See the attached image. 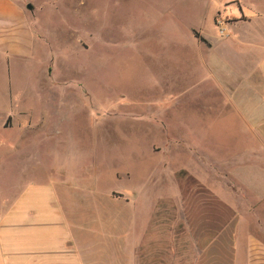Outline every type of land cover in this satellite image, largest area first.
<instances>
[{"label":"rangeland","instance_id":"1","mask_svg":"<svg viewBox=\"0 0 264 264\" xmlns=\"http://www.w3.org/2000/svg\"><path fill=\"white\" fill-rule=\"evenodd\" d=\"M17 1L31 18L35 54L28 71L15 73L13 96L26 91L31 118L45 123L20 156L0 157V198L30 184L65 181V191L75 189L76 198L108 209L114 229L129 232L127 246L147 229L146 246L157 244L160 253L149 254L146 264H173L176 249L193 245L192 237L201 247V237H187V230L203 225L207 233L210 227L204 245L220 244L217 231L233 212L240 217L239 245L247 247L251 236L264 243V142L221 107L203 79L202 62L221 69L217 27L221 12L228 19L240 15L237 6ZM200 39H218L217 48L195 55ZM42 73L49 77L48 96L58 93L43 105L37 95ZM16 135H0L2 144Z\"/></svg>","mask_w":264,"mask_h":264},{"label":"crops","instance_id":"2","mask_svg":"<svg viewBox=\"0 0 264 264\" xmlns=\"http://www.w3.org/2000/svg\"><path fill=\"white\" fill-rule=\"evenodd\" d=\"M229 6H237L240 15L228 19L221 12V20L229 32L219 39L221 69L213 61L202 62L207 71L203 79L220 95L221 107L231 108L243 120L245 130L249 129L257 141L264 142V0H221V10ZM30 20L19 1L0 0V95L5 105L2 106L5 110L0 109V135L17 132L12 143L2 144L0 139V157L4 158L20 156L32 134L44 131L45 119L34 122L31 118L33 105H27L26 91L13 96L15 73L28 71L35 54ZM202 40H195L198 51L195 55L204 52L209 55L217 48L218 39ZM44 79L48 82L46 89ZM37 80L41 105L56 100V90H51L48 96L49 77L42 73ZM173 141L180 142L177 137ZM65 184V181L30 184L11 198H0V264H146L149 254L160 253L157 244L146 246L150 235L146 228L133 246H127L129 232L114 229L108 209L96 201L76 198L75 189H62ZM180 204L183 206L184 202L181 200ZM260 205H264V200ZM234 214L221 222L218 245H204L210 239L209 226L208 233L206 225L200 231L187 230V237L196 233L203 245L198 247L199 239L195 237V241L192 237L193 245L180 250L175 247L172 263L179 259L182 262L178 264H182L185 259L187 264H264L263 242L251 236L247 247L239 245L240 217ZM226 245L229 248L225 250ZM183 253L184 257L178 256Z\"/></svg>","mask_w":264,"mask_h":264},{"label":"built area","instance_id":"3","mask_svg":"<svg viewBox=\"0 0 264 264\" xmlns=\"http://www.w3.org/2000/svg\"><path fill=\"white\" fill-rule=\"evenodd\" d=\"M217 29H218L220 38H224L228 36L229 34L228 27L223 20H221V23H219Z\"/></svg>","mask_w":264,"mask_h":264},{"label":"water","instance_id":"4","mask_svg":"<svg viewBox=\"0 0 264 264\" xmlns=\"http://www.w3.org/2000/svg\"><path fill=\"white\" fill-rule=\"evenodd\" d=\"M27 9H29V10H33L32 5H28V6H27Z\"/></svg>","mask_w":264,"mask_h":264},{"label":"trees","instance_id":"5","mask_svg":"<svg viewBox=\"0 0 264 264\" xmlns=\"http://www.w3.org/2000/svg\"><path fill=\"white\" fill-rule=\"evenodd\" d=\"M202 41H204V40H202Z\"/></svg>","mask_w":264,"mask_h":264}]
</instances>
